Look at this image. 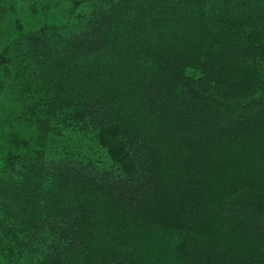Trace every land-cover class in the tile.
I'll return each mask as SVG.
<instances>
[{
	"label": "trees",
	"instance_id": "16d2710c",
	"mask_svg": "<svg viewBox=\"0 0 264 264\" xmlns=\"http://www.w3.org/2000/svg\"><path fill=\"white\" fill-rule=\"evenodd\" d=\"M0 264H264V0H0Z\"/></svg>",
	"mask_w": 264,
	"mask_h": 264
}]
</instances>
